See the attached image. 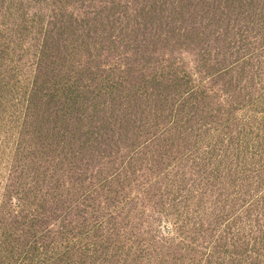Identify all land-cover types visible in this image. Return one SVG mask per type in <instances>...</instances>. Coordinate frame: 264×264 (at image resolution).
I'll use <instances>...</instances> for the list:
<instances>
[{"label":"trees","instance_id":"16d2710c","mask_svg":"<svg viewBox=\"0 0 264 264\" xmlns=\"http://www.w3.org/2000/svg\"><path fill=\"white\" fill-rule=\"evenodd\" d=\"M122 1L0 0L1 101L6 92L15 94L23 88L24 103H16L23 107L22 116L31 127L39 117L37 104L51 105L57 96L64 100L59 108L43 112L40 123L53 116L52 137L60 146L57 157L69 167L65 182L61 174L56 189L64 198L61 210L74 220L57 227L52 256L44 254L41 264H251L256 255L249 249L255 240L253 230L262 231L264 220L263 188L254 194L245 190L244 183L240 190L239 181L249 178L250 172L262 181L257 174L261 169L252 166L240 171L242 154L237 157L235 139L240 138L237 133L248 135L252 116L245 112L251 104L263 103L264 121V0H196L199 30L213 28V50L202 48L183 75L180 62L171 56L170 63L153 67L144 77L145 94H140L150 98L148 86H171L177 106L175 114L171 108V117L164 112L168 97L161 103L155 90L150 93L156 100L145 111L133 104L131 113L128 102L113 103L117 101L114 81L85 87L81 79L85 71L61 62L59 69L61 46L74 51L75 43L82 41L99 51L101 39L113 38L108 30L117 29L128 14L127 23L142 24L138 18L144 19V11L132 13L130 0ZM122 6L126 11L117 13ZM240 9L247 38L243 33L233 41L230 35H239V30H231L233 16ZM252 35L258 43L249 48ZM220 42L225 44L218 49ZM235 44H240L237 49ZM25 57L32 60L27 71ZM62 59L67 60V55ZM248 66L252 73L247 72ZM225 77L229 84L234 79L236 87L226 89V84H220ZM106 146L117 153L130 148L127 161L121 157L114 164L118 168L107 177L92 165ZM144 154L151 156L147 162L153 165L158 160L153 159L155 154L170 161L169 173L148 168L161 185L156 191L158 201L146 204L137 198L140 203L128 210L135 211L129 215L131 224L121 222L122 209L112 202L110 207L90 204L101 195L104 181L117 177L118 171L133 173L131 166L144 163ZM94 170L95 174L87 175ZM255 210L256 229H248L245 225ZM142 217L144 222L139 223Z\"/></svg>","mask_w":264,"mask_h":264},{"label":"rangeland","instance_id":"374dc122","mask_svg":"<svg viewBox=\"0 0 264 264\" xmlns=\"http://www.w3.org/2000/svg\"><path fill=\"white\" fill-rule=\"evenodd\" d=\"M124 1L126 0L122 2ZM154 1L130 0L132 13L144 11V19L138 18V22L142 24L134 26L132 20L127 23L128 14L124 19L125 21L122 20L117 29L113 32L108 30L110 34H113V38L110 39V36L106 35L103 40L101 39L97 46L99 51L95 46L87 47V43L79 41L75 43L78 47L74 51L65 50L61 46L57 60L59 69H62L60 67L61 62L64 66L70 64L78 71H85L81 78L85 87L95 88L94 84L97 83L105 86L109 82L107 79L114 81L117 101H113V103L123 102L126 105L128 102L131 107L128 109L131 113L137 107L141 111H145L151 102L156 100L154 95L150 93L155 90L157 91L155 94L159 92V95L156 96L161 103L164 97H168L167 109L164 112L171 117V108H173L172 114H175L177 107L176 104L173 105L174 100L171 99L175 96L172 87L166 84L160 88L159 86L156 88L148 86L150 98L140 95L142 92L145 94L144 77L153 71V67L158 68L160 65L170 63L168 59L171 56H175L177 62H180V75H183L182 70L185 66L187 69H191L198 52L204 51L202 48L206 47L213 50L214 43L211 40L213 28L208 26L206 31L199 30L198 24H200L201 19L196 16V10H194V6L199 8L196 6V0H156L158 4L155 5L153 4ZM172 3L175 5L173 6L174 11L170 7ZM90 10L92 11L93 8ZM125 11V6L116 9L117 13ZM241 11V9L237 10L236 15L233 16L231 30L234 32L239 30V35H230L233 41H239L243 33L244 38H247V33L242 29L243 18L238 15ZM236 18L237 20H234ZM235 23H238V28ZM248 42H250L249 48L254 43H258L254 39V35L248 39ZM209 43L211 45L207 47ZM224 44L220 42L218 49L222 48ZM239 45L235 44L236 49ZM27 46L28 48L31 47V45ZM247 51L245 49L243 54L241 52L242 56H245ZM65 54L67 60L62 59ZM30 61L32 60L25 57L26 71L32 68L28 63ZM252 62L254 63L253 60L251 64ZM187 63L190 66L186 65ZM252 69L248 66L247 72L252 73ZM160 70L161 68L157 71ZM60 75H64V73L61 72ZM118 80L121 83H115ZM219 80L220 84H226V89H232L234 85L236 87L234 79L231 84L228 83L227 77ZM19 86L23 87V84ZM24 93L23 88L15 94L6 92L4 100L1 101L0 99L2 102L0 104V264H41L44 254L46 258L52 256V243L57 227L59 225L65 226L74 220V216L71 218L69 213L61 210L60 206L64 198H60L58 195L60 192L56 189L61 174L63 175L62 181L65 182L69 167L67 161L64 163L61 157H57L60 146L56 145L52 137L53 116L48 117L50 120L47 123H40L43 112L49 108L51 111L59 108L64 100H60L57 96L51 105L37 104L38 120L31 124V127H28L25 115L22 116L24 109L18 105L24 103L26 98ZM62 95L67 94L62 93ZM261 100L263 101V96ZM133 104L138 106L133 108ZM124 108L127 109L125 106ZM245 113L252 116L250 119L252 125L246 129V131L249 130L248 135L237 133L240 138L235 139L237 157L238 154H242L241 160L237 158L240 160L239 169L243 171L252 166H256L255 169L260 168L261 171L257 174H260L262 181L253 177L254 173L249 171L251 174L249 178L244 179V182L239 181L240 190L244 183L245 190H250L254 194H257L258 189L263 188L261 195L263 197V103L251 104V108ZM98 116L99 118L103 117V112L98 113ZM127 149L129 151L130 148ZM127 149L117 153L118 151H113L106 146L99 154V158H94L92 165L96 170L105 171L107 177L118 168L114 164L116 165L121 157L125 159ZM141 157L146 161L131 166L130 169L133 173L118 171L116 172L117 177H111L108 181H104L103 187L105 188L101 191V195H96V201L90 202V204L110 207L108 204L112 202L113 205H118L122 209L120 216L123 220L121 222L131 224L132 220L129 215L135 211L129 213L128 210L137 207L140 203L137 198L142 199L146 204H154L158 201L156 197L159 194L156 191L161 185L158 184V180L150 175L148 168L156 169L159 167L161 172L169 173L171 170L170 161L169 159H160L155 154L153 159L158 160L155 162L157 165H153L147 162L151 157L150 155L144 154ZM86 158L89 159V156ZM245 160L248 161L247 164ZM96 170L88 172L87 175L95 174ZM151 195L154 197L147 202ZM208 199L210 198H206V201ZM195 208L197 207L195 206L193 209ZM106 212L109 213L110 210ZM142 212H146V210H142ZM257 212L256 210L252 212L251 220H248L245 225L248 229H256ZM147 213L150 214L148 211ZM143 222L142 217L139 223ZM133 223L136 224V221ZM261 227L262 231L253 230L255 240L249 249H254L256 255L251 260V264H264V220ZM162 231L164 232L165 229Z\"/></svg>","mask_w":264,"mask_h":264}]
</instances>
